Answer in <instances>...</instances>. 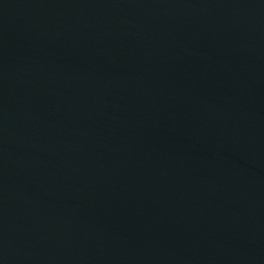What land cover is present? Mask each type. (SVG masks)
Masks as SVG:
<instances>
[{"label": "water", "instance_id": "obj_1", "mask_svg": "<svg viewBox=\"0 0 264 264\" xmlns=\"http://www.w3.org/2000/svg\"><path fill=\"white\" fill-rule=\"evenodd\" d=\"M0 264H264V0H0Z\"/></svg>", "mask_w": 264, "mask_h": 264}]
</instances>
